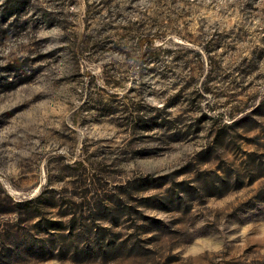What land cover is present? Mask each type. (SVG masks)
<instances>
[{"label":"rangeland","instance_id":"obj_1","mask_svg":"<svg viewBox=\"0 0 264 264\" xmlns=\"http://www.w3.org/2000/svg\"><path fill=\"white\" fill-rule=\"evenodd\" d=\"M0 264H264V0H0Z\"/></svg>","mask_w":264,"mask_h":264},{"label":"trees","instance_id":"obj_2","mask_svg":"<svg viewBox=\"0 0 264 264\" xmlns=\"http://www.w3.org/2000/svg\"><path fill=\"white\" fill-rule=\"evenodd\" d=\"M144 40H145V39H141V43H142V44L144 43Z\"/></svg>","mask_w":264,"mask_h":264}]
</instances>
